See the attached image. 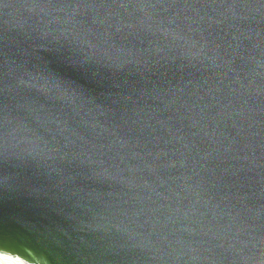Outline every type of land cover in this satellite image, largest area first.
<instances>
[{"label":"water","instance_id":"obj_1","mask_svg":"<svg viewBox=\"0 0 264 264\" xmlns=\"http://www.w3.org/2000/svg\"><path fill=\"white\" fill-rule=\"evenodd\" d=\"M0 250L264 264V0H0Z\"/></svg>","mask_w":264,"mask_h":264},{"label":"bare ground","instance_id":"obj_2","mask_svg":"<svg viewBox=\"0 0 264 264\" xmlns=\"http://www.w3.org/2000/svg\"><path fill=\"white\" fill-rule=\"evenodd\" d=\"M0 264H43L36 258L26 259L0 250Z\"/></svg>","mask_w":264,"mask_h":264}]
</instances>
